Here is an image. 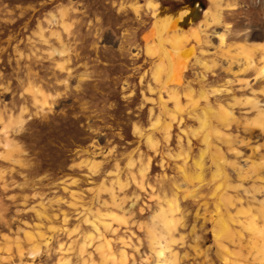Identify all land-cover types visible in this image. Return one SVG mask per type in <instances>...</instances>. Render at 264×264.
Wrapping results in <instances>:
<instances>
[{
    "label": "rangeland",
    "instance_id": "374dc122",
    "mask_svg": "<svg viewBox=\"0 0 264 264\" xmlns=\"http://www.w3.org/2000/svg\"><path fill=\"white\" fill-rule=\"evenodd\" d=\"M149 1L0 0V264H264V0Z\"/></svg>",
    "mask_w": 264,
    "mask_h": 264
},
{
    "label": "bare ground",
    "instance_id": "6f19581e",
    "mask_svg": "<svg viewBox=\"0 0 264 264\" xmlns=\"http://www.w3.org/2000/svg\"><path fill=\"white\" fill-rule=\"evenodd\" d=\"M213 3H216V4H220V2H221V0H211ZM228 5L229 6H235V4L234 3H228ZM147 7H149V8H151L153 11H154V13H157V11L159 10L158 9V3L157 2H155V1H153V0H150L148 3H147ZM136 8V7H135ZM139 8V7H138ZM185 12H187L186 10H181L180 11V13H179V15L175 18V17H173V15H169V14H165L164 15V17H163V19H161V20H163L162 21V23H161V25L164 27V28H168V27H171V26H176V23L179 21V20H181L182 19V16H183V14H185ZM206 12L207 13H209V14H211L212 16H213V19L214 20H216V19H219L221 16L220 15H218V14H216L215 12L213 13V10H211V9H206ZM161 13V12H160ZM220 14V13H219ZM160 20V19H159ZM204 21V20H203ZM206 21V20H205ZM160 24V23H159ZM193 27V26H192ZM193 34H195L196 36H199V34H198V32L196 31V29L194 28L193 29V32H192ZM222 37V41H223V39H224V34H222L221 35ZM179 36L178 35H175V37H174V39H173V44L175 45V47L176 48H179L180 46H181V44H182V41H180L179 39ZM181 38V37H180ZM147 48H148V51L149 52H155V49L156 48H154L153 47V45H150V44H148L147 45ZM258 71H259V74L261 75V76H263L264 77V62H263V64L259 67V69H258ZM37 88V87H36ZM38 90V89H37ZM44 101H46V100H44ZM47 102V101H46ZM46 102H44V104L46 103ZM44 107H45V105H44ZM226 115L225 116H227L229 113L228 112H226L225 113ZM21 121V120H20ZM22 122V121H21ZM204 122V121H203ZM206 123V122H205ZM264 125V124H263ZM264 127V126H263ZM9 144V143H8ZM184 175L185 176H189V174H188V172H187V170L185 169L184 170ZM200 174H198V176H199ZM173 204V203H172ZM179 206V205H178ZM171 208H173V207H171ZM175 208V207H174ZM179 208V207H178ZM173 210V209H172ZM248 211V210H247ZM166 212L165 211H162L158 216H157V218L159 217V216H161V218H162V221H163V224H164V226L165 227H167V228H170L171 227V225H172V222L174 223V220H176V219H169V217H168V215H166L165 214ZM244 213V212H243ZM175 214V213H174ZM118 216V215H117ZM251 216V215H250ZM115 218V217H114ZM159 220H161L160 219V217L158 218ZM227 220V219H226ZM224 218H223V216L221 217H219L218 218V220H217V222H218V228L216 229V234H217V236L219 237H221V236H223V234L225 235L227 232H229V225H228V223H227V221H226ZM162 221H160V222H162ZM176 222V221H175ZM243 223H245V222H243ZM176 223H174V225H175ZM108 225V224H107ZM106 225V226H107ZM173 225V227H175ZM244 226L253 234V236H254V238H256V237H261L263 240H264V226H262V225H259L258 224V222H257V220H256V218L255 217H253V216H251V217H249V219L247 220V222L244 224ZM156 228H149V235H150V237H151V239L150 240H152L153 239V242L156 244V245H158L160 248H156L157 249V256H159V257H161V255H163L164 254V252H165V245H166V243L165 244H163L164 243V236L162 235L163 233H158L157 232V230H155ZM173 229V228H172ZM168 230H170V231H172L171 229H168ZM161 231V230H160ZM232 232V231H231ZM229 234V233H228ZM227 236V235H226ZM229 236V235H228ZM166 239H167V237H166ZM257 239V238H256ZM262 239H260V240H262ZM169 240V239H168ZM218 240V239H217ZM262 240V241H263ZM153 242H151L152 244H153ZM168 245L169 246H171V244H169L168 243ZM103 246V245H102ZM225 246V245H224ZM167 247V246H166ZM260 248H261V252H262V256H261V258L262 259H264V242L261 244V246H260ZM101 249H103V248H101ZM105 249V248H104ZM103 253H105L104 252V250H101ZM125 251V250H124ZM124 251H123V253H124ZM108 252V251H107ZM106 252V253H107ZM126 252V251H125ZM229 252H230V250H229ZM228 252V253H229ZM260 252V251H259ZM165 253H167V252H165ZM109 254V253H108ZM112 254V253H111ZM106 255V254H105ZM168 255V254H167ZM124 256H126V255H124ZM108 257V256H107ZM163 257H165V254H164V256ZM167 258V257H166ZM108 259V258H107ZM110 259H112V258H110ZM110 259H108V260H110ZM168 259V258H167ZM167 259H165V260H167ZM114 260H115V258H114ZM161 260V259H160ZM226 260H227V258H226ZM168 261V260H167ZM161 262V261H160ZM234 262V261H233ZM114 263V262H113ZM158 263V262H157ZM163 264V263H162ZM171 264V263H170ZM233 264H237L236 262L235 263H233Z\"/></svg>",
    "mask_w": 264,
    "mask_h": 264
},
{
    "label": "water",
    "instance_id": "95a60500",
    "mask_svg": "<svg viewBox=\"0 0 264 264\" xmlns=\"http://www.w3.org/2000/svg\"><path fill=\"white\" fill-rule=\"evenodd\" d=\"M203 9L204 8L201 6L200 2L196 1L192 4H189V5L182 7L181 9L174 10V11H171V12L166 13V14L173 15V17L176 18L179 15L181 10H186L187 12H185V14H183L182 19L177 22L181 28H186L191 23L198 20V18L200 16V10H203ZM161 11H162V13H161L160 17H164V15H165L164 9H162Z\"/></svg>",
    "mask_w": 264,
    "mask_h": 264
}]
</instances>
